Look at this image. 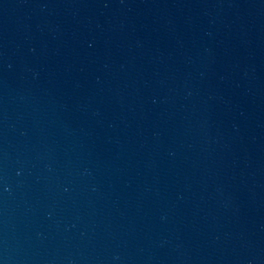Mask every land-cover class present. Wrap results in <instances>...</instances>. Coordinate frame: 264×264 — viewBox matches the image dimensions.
<instances>
[{
  "label": "water",
  "instance_id": "obj_1",
  "mask_svg": "<svg viewBox=\"0 0 264 264\" xmlns=\"http://www.w3.org/2000/svg\"><path fill=\"white\" fill-rule=\"evenodd\" d=\"M0 264H264V0H0Z\"/></svg>",
  "mask_w": 264,
  "mask_h": 264
}]
</instances>
